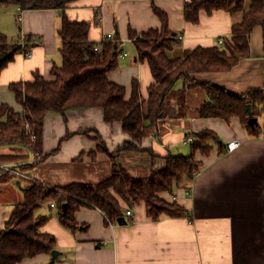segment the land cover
Masks as SVG:
<instances>
[{
	"label": "crops",
	"instance_id": "obj_1",
	"mask_svg": "<svg viewBox=\"0 0 264 264\" xmlns=\"http://www.w3.org/2000/svg\"><path fill=\"white\" fill-rule=\"evenodd\" d=\"M186 1L78 0L69 6L66 15L73 23L92 24L89 41L93 43L100 44L107 34H115L118 40L128 42L127 53L128 46L133 47L135 58L129 53L127 58H120L119 68L108 78L126 89L127 101L133 93V82L137 81L141 99L148 101L153 72L137 56L129 31L145 34L163 28L153 5L167 14L170 31L177 36L178 43L171 53L174 60L184 59L188 52L198 48H222L230 40L233 27L250 10L246 3L245 11L237 15L226 11L202 12L199 23L192 25L184 18ZM3 10H9L15 21L21 18L20 34L12 44L18 43L24 50L0 75V105H8L19 113L24 109L9 86L32 83L36 73L46 81H54L53 68L62 67L58 32L63 15L54 10L21 11L14 6L1 7L0 14ZM263 37L261 27L252 32L250 58L239 62L232 71L195 74L192 80L177 82L175 92L186 90V118L161 120L158 132L142 140V149L147 152H123L116 158L118 166L134 178H150L166 168L164 157L168 153L177 157L191 154V135L203 131L217 133L221 145L210 156H195L202 166L194 179L184 178L173 194L160 195L168 203H178L187 211L186 217L162 216L154 221L148 216L146 203L122 202L123 220L107 226L99 209L82 207L76 220L89 229L71 233L59 221L58 206L46 199L50 211L42 213L39 203L35 218L48 219L40 232L55 236L57 255L40 254L19 264H264V114L256 118L260 131L255 135L237 118L230 122L201 118L198 111L208 98L203 87L195 86V82L211 83L237 95L264 89ZM27 51L31 58L26 57ZM45 118L42 156L25 149L23 163L28 167L20 171L45 187L58 190L80 183L95 186L113 177L110 153H116L131 140L121 123L107 124L101 108L63 115L50 112ZM232 142H238L240 147L228 152ZM99 143L108 152L100 151ZM221 147L224 154L220 153ZM10 149L0 151L13 154ZM15 179L18 181L0 184V232L15 206L24 200L21 181L31 186L35 183ZM128 211L132 216L127 215Z\"/></svg>",
	"mask_w": 264,
	"mask_h": 264
},
{
	"label": "trees",
	"instance_id": "obj_2",
	"mask_svg": "<svg viewBox=\"0 0 264 264\" xmlns=\"http://www.w3.org/2000/svg\"><path fill=\"white\" fill-rule=\"evenodd\" d=\"M76 1L0 0V8L14 6L21 11L54 10L61 11L63 15L58 32L63 64L62 67L53 68L51 74L54 81H46L36 73L32 83L11 84L9 89L16 95L23 112L17 113L8 105H0V150L11 147L13 151V154L6 155L0 151V162L23 163L25 149L42 156L43 128L45 117L50 112L63 115L68 111L101 108L105 122L121 123L131 140L126 141L116 153H110L114 163L113 177L108 181L95 186L72 184L61 190L50 189L36 182L24 189L23 202L15 206L5 229L0 232V264H19L25 258L55 251V236L40 232L48 219L35 218L39 203L46 199L58 206L59 221L71 233L89 229L88 225H80L76 220V213L82 207L99 209L105 216L107 226L123 220L122 202L131 205L146 203L148 216L154 221L162 216L186 217L187 211L178 203H168L160 195L173 194L184 178L194 179L202 166L195 156L197 153L203 157L210 156L215 147L221 145L217 133L203 131L191 135V154L177 157L168 153L164 157L166 168L153 173L150 178H134L118 166L116 158L123 152H147L142 149V140L158 132L161 120L186 118V90L175 92L177 82L181 79L192 80L195 74L232 71L239 62L250 58L252 32L258 27L264 30V0H187L183 9L184 18L192 25L199 23L202 12L212 14L226 11L237 15L245 11L246 3L250 4V10L245 13L243 21L233 27L230 40L222 48H198L188 52L184 59L174 60L171 53L178 43L177 36L170 31L167 14L153 5V12L163 28L145 34L130 30L129 40L134 43L139 59L148 63L154 84L149 91L148 101H145L141 99L137 81L133 82V93L127 101L126 89L108 78L120 66L114 45L105 43L100 46V52H96L99 44L89 41L92 24L73 23L66 15V10ZM23 50L22 45L10 44L5 35H0V75ZM195 84L203 87L208 98L198 111L201 118H217L227 122L237 118L251 135L259 133L258 122L252 126L250 120L264 114V89L237 95L215 84ZM248 105H251L252 116L247 111ZM26 126L30 135L25 132ZM34 135L35 140L32 139ZM99 146L100 151L108 152L102 143ZM224 152L221 147L220 153ZM27 167L21 166L20 170L24 171ZM13 179L14 175L0 170V184Z\"/></svg>",
	"mask_w": 264,
	"mask_h": 264
},
{
	"label": "built area",
	"instance_id": "obj_3",
	"mask_svg": "<svg viewBox=\"0 0 264 264\" xmlns=\"http://www.w3.org/2000/svg\"><path fill=\"white\" fill-rule=\"evenodd\" d=\"M20 10V9H19ZM19 20H21V18H19ZM179 39H182V37H179ZM105 43H110L113 44L115 47V50L117 52V57L120 58H127L128 57V53L125 51L128 42L123 41V40H118L115 34H107L104 39L100 42L99 47H97L95 49L96 52H100V46H102ZM224 43V39L220 40L219 44L220 46H223ZM26 57L27 58H31L32 54L31 52H26ZM25 132L26 134L30 135V131H29V127L26 126L25 127ZM36 136L34 135L32 137L33 140H35ZM189 143H192V139H188ZM240 144L238 142H232L231 144H229L227 151L228 152H234L235 150L239 149ZM25 163H3L0 162V170L3 172H8L12 175H14L15 178L19 179V180H26V181H34L33 178L29 177L28 175L24 174V172L20 171L21 166H25ZM35 182V181H34ZM37 182V181H36ZM35 182V183H36ZM40 183V182H38ZM53 207H55L54 205H52ZM128 216H132L131 211L127 212Z\"/></svg>",
	"mask_w": 264,
	"mask_h": 264
},
{
	"label": "rangeland",
	"instance_id": "obj_4",
	"mask_svg": "<svg viewBox=\"0 0 264 264\" xmlns=\"http://www.w3.org/2000/svg\"><path fill=\"white\" fill-rule=\"evenodd\" d=\"M20 29H21V25L19 18L17 17V20L15 21L13 16L10 15L9 10H3L0 14V35L3 33V35L7 37L9 43L12 44V42H14L13 40L17 39V37L19 36ZM128 53L132 58H135V51L131 45L128 46ZM129 61H131V59H129ZM13 181L17 182L18 180L14 179ZM13 181L11 183H13ZM21 185L25 189H28L31 186V184L23 181H21ZM49 204L50 202L48 200L41 201L40 206L42 208H40L39 210H41L42 213L48 214V212L50 211ZM54 210L57 211L56 209Z\"/></svg>",
	"mask_w": 264,
	"mask_h": 264
},
{
	"label": "water",
	"instance_id": "obj_5",
	"mask_svg": "<svg viewBox=\"0 0 264 264\" xmlns=\"http://www.w3.org/2000/svg\"><path fill=\"white\" fill-rule=\"evenodd\" d=\"M247 111H248L249 114L252 116L251 105H248V106H247ZM256 123H257V119H256V118L250 120V124H251L252 126H255ZM65 208H66V207H65ZM56 255H57V253L54 252V256H56Z\"/></svg>",
	"mask_w": 264,
	"mask_h": 264
}]
</instances>
